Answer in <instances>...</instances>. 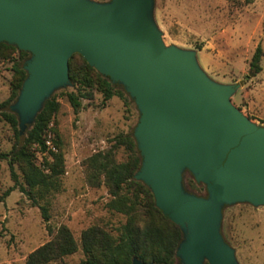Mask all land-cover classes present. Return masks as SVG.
Here are the masks:
<instances>
[{
    "label": "water",
    "instance_id": "water-1",
    "mask_svg": "<svg viewBox=\"0 0 264 264\" xmlns=\"http://www.w3.org/2000/svg\"><path fill=\"white\" fill-rule=\"evenodd\" d=\"M150 7L151 0H0V42L31 54L11 109L23 130L51 89L69 79L74 53L124 84L140 109L135 178L182 231L181 264H236L218 233L220 205L264 203V127L230 104L238 85L212 84L192 54L163 44ZM184 168L206 184L209 199L183 191ZM131 264L155 263L133 258Z\"/></svg>",
    "mask_w": 264,
    "mask_h": 264
},
{
    "label": "rangeland",
    "instance_id": "rangeland-1",
    "mask_svg": "<svg viewBox=\"0 0 264 264\" xmlns=\"http://www.w3.org/2000/svg\"><path fill=\"white\" fill-rule=\"evenodd\" d=\"M87 1L104 4L111 0ZM149 19L163 44L192 54L196 67L212 84L238 85L229 97L230 104L250 123L264 127V0H151ZM257 45L263 50L258 73L249 65ZM11 58L0 57V103L10 94ZM77 63L76 55L73 64ZM111 82L115 84L114 95L108 100L96 85L82 89L69 79L47 94L45 100L55 98L59 102L45 130L50 145L46 143L43 153L33 145L32 152L34 162L43 169L53 163L52 154L61 153L62 173L55 176L53 188L31 198L19 188L24 186L23 176L20 166L14 164L18 185L3 196L14 180L8 159L0 157V264H25L28 254L50 241L61 227L70 232L76 249L46 264H73L85 259L82 234L90 228L115 241L120 236L127 216L111 208L112 196L102 172L90 180V159L101 153L109 155L115 164L126 161L130 151L120 139L134 135L140 109L124 84ZM69 92L79 95L77 112L68 100ZM33 122L26 123L20 135ZM14 142L12 127L0 116V154L8 153ZM181 186L189 195L210 198L206 184L188 168L181 171ZM145 219L144 213L138 222L142 224ZM218 233L232 250L236 264H264V203L223 202ZM174 264H181L177 254Z\"/></svg>",
    "mask_w": 264,
    "mask_h": 264
},
{
    "label": "trees",
    "instance_id": "trees-1",
    "mask_svg": "<svg viewBox=\"0 0 264 264\" xmlns=\"http://www.w3.org/2000/svg\"><path fill=\"white\" fill-rule=\"evenodd\" d=\"M245 1L249 3L252 0ZM262 52L261 46L257 45L249 63L257 73L261 70L259 63ZM30 55L29 52L20 50L14 44L0 42V57H13L11 58L13 77L10 94L0 103V116L10 124L15 137L11 150L0 154V157L8 159L14 180L12 188L7 189L3 196L18 185V177L13 169L14 164L20 166L23 176L24 186L20 185L19 188L31 198L36 193H44L53 188L56 183L55 176L62 173L61 153L52 154L53 163L43 169L34 162L32 152L33 145L42 153L47 150L45 130L52 116L58 111L59 102L55 98L46 99L36 114L31 128L24 135H20L18 116L11 109L27 77L25 65ZM76 55L79 56V63L73 64ZM68 77L73 84L82 89L96 85L103 93L104 100L114 95L115 84L111 82L112 79L101 74L78 53L72 54L68 60ZM67 97L74 111L77 112L81 106L79 95L69 92ZM82 97L90 98L91 94H82ZM120 141L127 143L130 151L129 158L115 164L109 155L101 153L93 155L90 159L92 168L90 180H95L100 172L105 175L109 193L112 196L111 208L126 215L128 220L116 241L94 228L84 231L82 248L86 258L73 264H131L133 258L144 263L174 264L177 247L183 238L182 231L156 206L151 189L135 178L142 162L135 136L126 135ZM142 209L145 212H141ZM42 210L47 218L46 209L42 208ZM144 213L146 219L140 224L138 220ZM150 215L157 219L154 221L149 217ZM75 249L76 245L70 232L66 227H61L50 241L28 254L25 264H46L74 252Z\"/></svg>",
    "mask_w": 264,
    "mask_h": 264
},
{
    "label": "built area",
    "instance_id": "built-area-1",
    "mask_svg": "<svg viewBox=\"0 0 264 264\" xmlns=\"http://www.w3.org/2000/svg\"><path fill=\"white\" fill-rule=\"evenodd\" d=\"M46 143H47L48 145H50V142H49L48 140L46 141Z\"/></svg>",
    "mask_w": 264,
    "mask_h": 264
}]
</instances>
